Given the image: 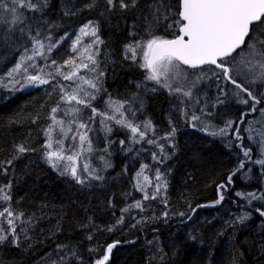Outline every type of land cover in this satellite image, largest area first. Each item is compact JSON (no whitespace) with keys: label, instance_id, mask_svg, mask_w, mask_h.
I'll return each mask as SVG.
<instances>
[{"label":"snow or ice","instance_id":"1","mask_svg":"<svg viewBox=\"0 0 264 264\" xmlns=\"http://www.w3.org/2000/svg\"><path fill=\"white\" fill-rule=\"evenodd\" d=\"M55 8H59V14L57 19H52L50 13ZM84 12H96L101 19L111 18L117 13H120V19L125 15L133 16L132 29L128 32L131 40L123 45V59L142 70V81L129 80L125 91L116 96L104 87L102 78L105 71L100 68L98 59L100 45L105 44L99 35L100 20H87L74 39L67 30L56 35L59 20L74 18ZM85 37L89 38L86 44L83 41ZM68 39H72L70 48L75 55L62 63L51 59L53 51ZM0 48L14 49L19 54L5 74L7 83H4L5 76H0V86H10V90L18 91L28 85L49 84L46 77L56 80L57 76L74 85H53L59 88L60 96L50 109L48 119L51 123L42 129L45 139L41 145L44 149L41 158L60 176H67L82 187H92V181L106 182L102 172L113 167L109 157L110 147L115 143L125 154L139 153L141 149L136 145L153 146L155 150L151 151V158L156 165L166 166L167 161L179 151L176 142L179 128L171 116L169 129L163 136L157 135L151 118H139L145 115L149 94L166 91L174 100L173 108L179 113V118L189 127L212 137L230 136L229 146L236 142L235 147L243 158L228 175L227 182L217 185L218 199L195 207L189 202L188 212L169 210L167 176L171 170L162 171L157 166L154 177L150 179L144 173L153 165L142 162L133 177V188L142 194L141 198L133 199L120 209L121 215L116 223L106 228L109 232L124 222L125 213L133 210L145 212L151 208L145 204L146 201H159L164 210L159 216L134 217L137 223L161 218L167 223L172 216H178L180 223L186 224L193 220L197 209L220 205L225 200L223 191L232 184L233 176L245 170L248 164L260 166L264 177V0H102V5L101 0H84L83 3L78 0H57V3L54 0H0ZM36 57L46 63L43 66L25 63L34 62ZM29 68L35 74L29 73ZM45 68L52 71L45 72ZM68 68L71 70L65 71ZM82 70L93 75L91 78L80 75ZM83 85H87V89ZM101 94L105 97L103 110L94 104ZM229 100L244 108L237 119L227 120L223 127H218L213 123L217 109ZM84 109L90 110L87 120L83 119ZM66 117L71 118L66 120ZM38 120L39 114L31 118L32 123ZM93 125H98L99 130L105 133L103 148L94 147L90 135ZM117 125L126 131L125 139L115 141L109 138ZM66 141H70L67 146ZM254 150L257 151L255 158ZM36 151L27 142L13 144L9 158L0 160V175H14V161ZM95 153H100L97 158L103 162L102 169L90 162L91 154ZM251 170L247 168L248 172ZM127 172L128 165H125L118 175ZM13 184L12 179L0 183V245L10 243L20 248L23 241L31 239L28 233L35 222V214L26 216L12 207ZM124 195L127 197L131 193ZM235 195L243 202L237 205L238 214L234 213L225 220L223 229L216 235L225 237L231 229V243L235 245L236 230L249 231L255 224V235L246 236L245 243L257 250L259 259L255 264H264V194L236 192ZM254 201L262 203L253 207ZM108 206L114 207L111 199ZM73 221L79 229L87 232L88 240L93 239V229L101 230L91 216L86 217V222L77 221L75 217ZM205 223L210 224L211 221ZM61 230L59 226L56 229ZM196 233V229L190 230L179 245L174 243L172 256L188 257L191 249L201 245L204 237ZM148 243L156 247L153 259L158 257L160 264H165L169 253L159 245L158 237ZM114 246L108 244L94 264H108ZM88 251L92 253L97 249L89 248ZM56 252L55 258L49 255L44 264H84L76 244L58 243ZM242 256L243 251L238 249L231 264H240ZM202 260L201 253L192 251L189 259L176 264H202Z\"/></svg>","mask_w":264,"mask_h":264},{"label":"trees","instance_id":"2","mask_svg":"<svg viewBox=\"0 0 264 264\" xmlns=\"http://www.w3.org/2000/svg\"><path fill=\"white\" fill-rule=\"evenodd\" d=\"M78 2L83 3L84 0ZM54 3H57V0H54ZM58 14L59 8H55L50 16L52 19H57ZM89 19L100 20L99 35L105 41V44L100 45L98 57L101 61L100 68L105 71L103 84L109 93L116 96L125 91L129 80H143L142 70L131 61L123 59V45L131 40L128 32L132 29L133 16L125 15L120 19V13H117L111 18L101 19L96 12H84L74 18L59 20L60 27L56 35H62L65 30L73 34ZM18 55L14 49L0 48V76H5L17 61ZM71 55L73 53L68 39L53 51L50 58L62 63ZM82 74L93 75L85 71H82ZM49 80V84L38 85L26 91L22 89L12 91L10 86L7 88L0 86V160L9 158L12 145L15 143L27 142L37 149L36 152H30L22 159L14 161V175H0V183H6L8 179L14 181L11 190L12 207L24 212L26 216L35 214V222L28 233L31 237L30 241H23L20 248L10 243L0 245V264H44L49 255L55 258L58 243L78 245L84 264H94V260L106 250L108 244L115 245L108 264H149V261L151 264H160L158 257L153 259L156 256V247L148 243L149 240L157 237L159 245L169 253L165 264L186 261L192 251L202 254V264H231L238 249L243 251V256L239 258L240 264H255L256 259H259L257 250L245 243L246 236L255 235L253 231L255 224H252V230L249 231L236 230L235 245L231 243V229L226 232L225 237H218L216 233L223 229L225 220L230 219L234 213L238 214L237 205L243 202L235 195L236 192L264 194V177L261 176L258 165L248 164L245 170L237 172L227 191L222 190L225 200L215 207L197 209L193 220L186 224H181V218L178 216H172L167 223L162 218L137 223L134 217H147L153 214L159 216L164 210V205L159 201H146V205L152 206L147 211L133 210L125 213L122 224L117 225L111 232L106 230L116 223L121 215V208L131 203L133 199L141 198L142 194L133 188L135 182L133 177L142 162L153 165L151 170H146L144 173L150 179L154 177L157 166L162 171L171 170V174L167 176L169 181L167 199L171 211L188 212L189 202L195 207L198 204H211L218 199L220 192L217 190V185L227 182L228 175L243 158L239 149L235 147V141L229 146L230 136L214 138L189 127L179 118V113L173 108L174 100L166 91L149 94L146 97L145 115L139 118L144 119L145 116L151 118L157 135L163 136L169 129L168 119L171 116L179 128L176 137L179 151L167 161L166 166L156 165L151 158V151L155 150L153 146L136 145L137 149H141L139 153L125 154L121 151V146L115 143L110 147L109 157L113 167L102 172L106 182L92 181V187H82L69 177L60 176L41 158L44 151L41 145L45 139L42 129L51 123L48 119L50 109L55 106L60 96L59 88H54L53 85L63 83L74 87L59 76L56 80H52L51 77ZM104 98L101 94V98L94 102L97 108L104 109ZM61 107L65 106L61 105ZM243 108V105L229 100L217 109L213 122L224 125L227 120H235ZM37 114L39 120L32 123L31 118ZM82 115L83 119L87 120L90 110L84 109ZM254 126L259 127V125ZM126 135V131L119 130L117 125L114 126L109 138L119 141L125 139ZM104 137L105 133L102 132L96 148L104 147ZM194 153L198 155L194 156ZM99 154H91L90 162L94 167L102 169L97 158ZM253 155L255 158L256 150ZM125 165H128L127 174L118 175ZM247 168H251V172H248ZM140 180L142 182L141 178ZM126 193L131 195L126 197L124 195ZM109 199L112 200L114 207L108 206ZM261 203L254 201L253 207H259ZM89 216L101 229L92 230V240H88L87 232L79 229L73 221L75 217L77 221L86 222V217ZM256 219L258 220L259 217ZM206 221L211 223H205ZM58 226L61 231H56ZM153 229L157 231L154 232ZM193 229L197 230L198 236L204 237L203 243L191 249L188 257H173L172 245L174 243L179 245L185 234ZM89 248H95L97 251L90 253Z\"/></svg>","mask_w":264,"mask_h":264},{"label":"rangeland","instance_id":"3","mask_svg":"<svg viewBox=\"0 0 264 264\" xmlns=\"http://www.w3.org/2000/svg\"><path fill=\"white\" fill-rule=\"evenodd\" d=\"M75 34H78V30L75 32V33H73V35H72V39H74L75 38ZM72 39H69V43H70V45H71V43H72ZM88 39L89 38H87V37H85V38H83V41H84V43L86 44L87 42H88ZM70 50H71V48H70ZM73 55H75L74 53H73ZM86 62V61H85ZM26 64H28V63H35L36 65H38V66H43L46 62L44 61V60H42L40 57H36V59H35V61L33 62V61H26L25 62ZM69 70H71L70 68H68V69H65V71H69ZM49 71H52V69L51 68H45V72H49ZM83 71V70H82ZM82 71L80 72V75H84V74H82ZM28 72L29 73H31V74H35V71L32 69V68H29L28 69ZM89 78H91V75H87ZM46 78H48V79H50V77H46ZM77 82H79V81H77ZM4 83H7V77L5 78V80H4ZM38 85H40V84H37V85H28V86H26L25 88H23L22 90L23 91H26V90H28V89H31V88H33V87H35V86H38ZM19 86V85H18ZM83 87L86 89V87H85V85H83ZM66 120L67 119H69V117H66L65 118ZM214 123V122H213ZM215 124V123H214ZM215 125H217V124H215ZM218 127H223L224 125H217ZM119 130H121V128L119 127ZM103 131H100L99 130V126H94L93 127V132L92 133H90V135L92 136V138H93V142H94V147H97V141H98V138L101 136V133H102ZM205 134V133H204ZM69 135H71V134H69ZM205 135H207V134H205ZM210 136V135H209ZM225 137V136H224ZM214 138H219V139H221L220 137H214ZM68 143H70V141H66L65 142V144H66V146H67V144ZM98 161H99V163H100V166H102L103 167V162L102 161H100L99 159H98ZM141 179H142V177H141Z\"/></svg>","mask_w":264,"mask_h":264}]
</instances>
